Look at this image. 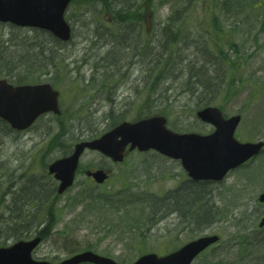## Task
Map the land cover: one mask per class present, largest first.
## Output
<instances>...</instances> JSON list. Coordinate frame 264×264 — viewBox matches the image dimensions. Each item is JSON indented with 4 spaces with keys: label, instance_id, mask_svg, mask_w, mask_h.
I'll return each mask as SVG.
<instances>
[{
    "label": "rangeland",
    "instance_id": "374dc122",
    "mask_svg": "<svg viewBox=\"0 0 264 264\" xmlns=\"http://www.w3.org/2000/svg\"><path fill=\"white\" fill-rule=\"evenodd\" d=\"M131 5L140 10L141 16L133 19L141 23L122 24L125 32L119 35L128 34L122 39L113 31L114 12ZM177 11L181 21L172 30L188 32L192 38L183 47L184 57L200 60L205 47L227 58L232 84L216 106L226 118L240 115L235 137L243 143L264 142V0H71L65 13L71 27L70 41L57 45L39 36L38 42L45 44V58L32 66L36 70L24 67L38 79L33 84L49 83L59 92L64 129L58 128L51 114L19 133L9 132L0 122V233L18 212L31 210L32 205H25V193L32 191V185L37 189L57 185L47 167L66 156L74 143L89 140L88 134L94 130L99 133L96 138L100 137L111 129L119 113L127 122L136 121L139 115L149 117L141 113L146 106V91L154 84L149 73L151 59L162 51L160 30ZM10 26L0 23V39L11 37L14 43L19 30ZM139 31V43L142 50L147 46L148 55L135 57L134 51L125 46L137 41ZM15 51L10 47L4 55ZM175 62L172 60L173 65ZM176 66L173 75L157 83L159 97L155 102L151 97L149 105H157L167 127L175 132L211 133L213 128L195 117L196 98L180 89L182 64ZM0 79L17 85L3 64ZM97 169L104 170L108 178L95 186L114 193L116 200L139 197L149 205L148 196L162 198L172 193L166 201H158L154 218L145 223L151 224L148 231L141 228L139 232L133 222L136 216L144 215L140 210L123 219L119 217L122 213L102 215L103 223L94 221V217L88 221L80 218V208L74 209L75 195L91 183L84 172ZM262 192L264 149L218 183L192 182L178 161L154 151H133L116 164L87 150L79 160L73 186L58 199L56 222L46 229V237L33 257L57 263L91 246L96 254L130 263L139 256V250L163 256L199 236L217 234L219 243L192 264H264V227L258 226L264 215V204L258 201ZM187 202L190 211L186 210ZM199 213L206 214L212 223L197 226ZM3 237L0 247L14 242L8 232Z\"/></svg>",
    "mask_w": 264,
    "mask_h": 264
},
{
    "label": "water",
    "instance_id": "95a60500",
    "mask_svg": "<svg viewBox=\"0 0 264 264\" xmlns=\"http://www.w3.org/2000/svg\"><path fill=\"white\" fill-rule=\"evenodd\" d=\"M71 0H0V23L21 28H35L51 33L62 42L69 41L71 28L64 14ZM58 92L49 83L13 86L0 79V119L12 130L25 131L41 115L60 114ZM196 118L213 127L207 135L176 133L168 129L163 116H152L135 122H122L93 140L73 145L70 153L50 163L47 171L57 182L56 193L62 195L72 185L81 155L95 151L121 163L127 152L155 151L180 162L192 181L219 182L226 174L257 156L264 147L263 141L239 142L234 134L240 123L239 115L225 118L217 108L208 106L198 110ZM85 175L96 184H102L108 175L103 170L86 171ZM264 203V192L258 196ZM259 227H264V215ZM219 237L206 235L192 240L164 256L148 253L131 263H118L92 251L74 254L57 263L38 260L34 250L41 242L37 236L0 247V264H191L204 250L216 244Z\"/></svg>",
    "mask_w": 264,
    "mask_h": 264
},
{
    "label": "trees",
    "instance_id": "16d2710c",
    "mask_svg": "<svg viewBox=\"0 0 264 264\" xmlns=\"http://www.w3.org/2000/svg\"><path fill=\"white\" fill-rule=\"evenodd\" d=\"M115 21H113L115 25V30H113L116 36H120L122 39H126L128 34H120L119 32H125V30H121L120 26L122 24H129L135 22L136 24H140L141 21L133 19L136 15L141 16L140 10L138 8H134L133 5L127 8H120L114 12ZM180 22L181 18L179 16L178 11L174 12L171 18L168 19V23L160 30V36L164 38V41L161 43V52L153 55L151 59L152 68L149 70V73L152 72L154 77V84L151 88H148L146 91L145 100L146 106L143 109L141 114L147 116L161 115L162 111L156 109L157 105H149V99L153 97V101L157 100L158 93V85L157 83L162 81L163 78L167 79L166 75H173L175 72V68H177V64H182L180 70V74L183 77V83L180 86L182 92L186 93L190 97L196 98V107L197 109H201L207 106H216L219 97L226 91L230 90L231 82V68L228 62L226 61V56L220 51L210 52L205 47L202 48L201 51V59H190L188 57H184L183 47L187 46L189 42H192L191 35L188 32L181 31L180 29L175 28L176 22ZM13 30H19L18 38L13 43L12 38L8 37L6 40L0 39V64H3L4 67L8 68V74L12 75L13 80H15L17 85L20 84H33L38 80L30 71H24V67L29 70L30 68L33 70V65H37L39 61H41L44 57L45 44L38 42L39 36H43L48 40V43L54 44H65L61 43L59 40L54 38L50 33L38 29L33 30H24L21 28H17L14 26H10ZM142 37V33L139 31L137 34V41L135 40L132 44H128L125 46L127 50L134 51L135 57L146 56L148 55V48L145 46L142 50V45L139 43ZM147 36L143 33V39ZM122 46V45H120ZM141 46V47H140ZM16 48L15 52H10L7 56L4 54L8 50V48ZM180 47V48H179ZM18 56V57H17ZM163 57V59H161ZM172 57L171 60H168L169 57ZM167 57V60H165ZM52 62V59H49ZM172 60L176 62L172 63ZM179 60V62H178ZM53 63V62H52ZM42 71V70H41ZM147 84V82L145 83ZM157 88V90H156ZM58 123V128L60 130L64 129V122H62V113L60 116H54ZM147 118V117H144ZM143 119L142 115H139L137 120ZM122 114L119 113L117 118L111 122V126L109 128H113L119 123L123 122ZM1 124L3 123L0 121ZM9 132L11 131L8 126L3 123L2 124ZM14 132V131H11ZM99 135L97 131H90L88 134V139L96 138ZM59 136V135H58ZM55 136L54 139L58 138ZM77 140L76 138L74 139ZM87 186V187H86ZM81 191L76 193L77 202L74 206V209L80 208V218L82 220L88 221L91 217H94V221L98 223H103L105 218L102 215L108 214H116L119 215L121 219L128 216L130 212L140 210V213L144 214L143 216H136L133 219V222L139 226V232L142 228V232L148 231L150 226L145 224L147 220H152L157 212L155 210V206L158 201H166L172 196V193L168 195H164V197H154L151 196L148 198L151 199L149 205L144 204V200L137 198L129 197L127 200L122 201L123 199L116 200V195L114 193L108 191H100L95 186V184L90 183L87 184ZM32 191L25 193L26 203L25 205H32L31 210L26 211L24 213L18 212L15 218H11L5 225V229L0 233V239L4 238V236H10L13 238V241H19L24 238L33 237V236H41L42 239L46 237L48 226H53L57 220V210L55 209L58 203L59 197L55 193V186H50L48 188H35V185H32ZM27 196V197H26ZM138 202L141 204L139 205ZM189 202H187V211H190L188 207ZM147 205V206H145ZM190 205V204H189ZM33 209V210H32ZM145 210L148 213H145ZM196 212V211H194ZM194 215V214H192ZM78 214L76 215V217ZM195 222L199 227L210 225L212 223L211 220L206 219V214H200L196 216ZM144 218V222L142 223V219ZM40 225L46 226L41 229H36L33 232V228H37ZM198 228V227H197ZM144 229V231H143ZM143 234V233H142ZM141 234V235H142ZM93 247L87 246L85 250H91ZM147 250H139L138 255H142L147 253Z\"/></svg>",
    "mask_w": 264,
    "mask_h": 264
}]
</instances>
